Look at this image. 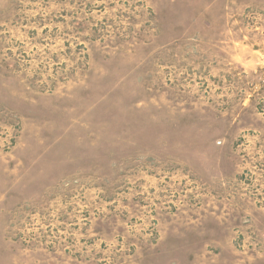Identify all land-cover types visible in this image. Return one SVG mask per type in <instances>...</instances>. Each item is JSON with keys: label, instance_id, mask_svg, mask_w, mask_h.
I'll return each instance as SVG.
<instances>
[{"label": "rangeland", "instance_id": "obj_1", "mask_svg": "<svg viewBox=\"0 0 264 264\" xmlns=\"http://www.w3.org/2000/svg\"><path fill=\"white\" fill-rule=\"evenodd\" d=\"M0 264H264V0H0Z\"/></svg>", "mask_w": 264, "mask_h": 264}]
</instances>
